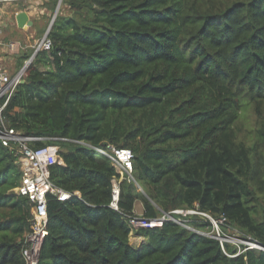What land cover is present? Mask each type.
Listing matches in <instances>:
<instances>
[{"label":"trees","instance_id":"trees-1","mask_svg":"<svg viewBox=\"0 0 264 264\" xmlns=\"http://www.w3.org/2000/svg\"><path fill=\"white\" fill-rule=\"evenodd\" d=\"M61 5L51 49L35 54L4 112L23 134L55 137L32 146L58 145L50 180L70 193L47 195L38 264H264V250L230 257L216 239L171 221L140 228L136 248L127 218L137 199L146 218L198 206L264 246V0ZM250 105L263 120L246 146L234 125ZM108 144L132 150L144 192L123 179L117 209L114 166L89 146ZM20 176L0 143V264H24L32 212L13 191Z\"/></svg>","mask_w":264,"mask_h":264},{"label":"built area","instance_id":"built-area-1","mask_svg":"<svg viewBox=\"0 0 264 264\" xmlns=\"http://www.w3.org/2000/svg\"><path fill=\"white\" fill-rule=\"evenodd\" d=\"M20 1L23 0H0V48L9 51L16 49L19 43L9 41L6 46L3 43L2 35L6 21L4 6ZM51 47L52 41L45 32L32 45L33 54L35 55L40 50H50ZM24 72L21 68L10 72L0 54V143L12 150L16 156L21 176L19 185L13 191L28 201L32 212L30 230L25 234L20 249L21 256L24 264H38L40 247L48 234L47 195L53 194L58 200L63 201L70 197V193L56 187L50 180V166L61 160L58 155V145L32 146L34 141L50 140L55 137L26 135L7 123L5 108L17 85L21 83ZM89 146L107 158L114 166L115 175L111 178L110 206L117 209L120 182L125 179L139 186L133 177L134 154L129 148L115 147L110 144L102 147ZM127 218L130 236L137 235L136 232L140 228L160 227L164 221H171L200 235L216 239L224 254L230 257H235L247 249L264 250V246L253 241L250 235H245L228 225L223 214L214 217L211 213L199 209L198 206L162 211L156 218H146L143 214L136 213L128 215ZM192 218L207 222V226L194 227L190 223ZM226 245L232 247L231 252L226 249Z\"/></svg>","mask_w":264,"mask_h":264},{"label":"rangeland","instance_id":"rangeland-1","mask_svg":"<svg viewBox=\"0 0 264 264\" xmlns=\"http://www.w3.org/2000/svg\"><path fill=\"white\" fill-rule=\"evenodd\" d=\"M49 1L50 0H44L42 4L38 3L37 5L35 0H23L20 2L8 3L5 5V9H7L6 11H8V13L10 14L9 18L12 21H8V20L5 21V26L3 29V43L6 46L7 43L10 41L9 39H13L15 42L19 43V46L13 51L6 50L5 48L3 49L0 48L1 50L0 53L3 56V60H4L3 62L6 66H10L18 70L23 66L25 61L28 60L31 55H33L34 50L32 48V45L39 37H41L46 32V29L51 20L54 8L56 6L55 5L53 7L52 5L53 0H51L50 3ZM57 1L58 0H56V3ZM30 5L33 6L36 10V14L34 15L32 14L34 17H36V15L37 16L40 15L39 7H43V8L46 7L47 9H49V12L47 13V15H43L45 16V22L43 26L38 30L35 29V31L33 32V38L27 39L26 36H21L22 30L17 28L16 22L14 21L13 17H14V12H16L18 9H24L26 7H29ZM62 10H63V5H61L60 3L57 14ZM63 11L66 12V10H63ZM25 54H28V56L27 57L23 56ZM33 61H34V57L32 58L31 63H33ZM37 65L39 69H42V70L45 69L43 64L39 63ZM261 120H263V118H260L256 115L253 105L245 107L244 110L240 111V116L234 125L235 126L234 132L236 135V140L238 142H242L246 146L253 145L256 142L257 129L261 127V123H262ZM138 189H139V192L142 195H144V192L142 188L140 187V185ZM137 200H138L137 204L135 205L138 206L141 200L140 199H137ZM137 238H138L137 235L130 236V241L132 242V244L133 242L137 240Z\"/></svg>","mask_w":264,"mask_h":264},{"label":"crops","instance_id":"crops-1","mask_svg":"<svg viewBox=\"0 0 264 264\" xmlns=\"http://www.w3.org/2000/svg\"><path fill=\"white\" fill-rule=\"evenodd\" d=\"M44 0H35V2L37 3V5H38V3L39 4H42V2H43ZM4 9H5V6H4ZM7 9H5V14H7V15H5L6 16V21L8 20V21H12V20H10V14L8 13V11H6ZM20 10H24V11H26L27 12V14H28V16H29V18L32 20V24L30 25V26H27L26 28H20V27H18L17 26V28H19V29H21L22 30V32H21V36H26V38L27 39H30V38H33V32L35 31V29L36 30H38V29H40L42 26H43V24H44V22H45V16H43V15H47V13L49 12V9H47L46 7L45 8H43V7H39V10H40V15H36V17H34L33 15L34 14H36V10H35V8L33 7V6H29V7H26V8H24V9H18L16 12H14V16H15V14L18 12V11H20ZM33 14V15H32ZM14 18V17H13ZM14 21H15V19H14ZM2 37H3V35H2ZM10 41H14L13 39H9ZM26 44V43H25ZM27 45V44H26ZM24 47H25V45H24ZM1 49H3V48H1ZM1 51V50H0ZM1 54V53H0ZM2 55V54H1ZM2 60H3V56H2ZM4 61V60H3ZM7 68L9 69V71L10 72H13V71H15L16 69H14L13 67H10V66H7ZM137 201L138 200H136L135 202H134V208H133V211H134V213H136V214H142L143 213V206H142V203L140 202V204L137 206V205H135V204H137ZM137 240L135 241V242H133V244H132V242L130 241V243L134 246V247H140L143 243H145V238L143 237V236H140V235H138L137 234ZM130 239V238H129Z\"/></svg>","mask_w":264,"mask_h":264},{"label":"water","instance_id":"water-1","mask_svg":"<svg viewBox=\"0 0 264 264\" xmlns=\"http://www.w3.org/2000/svg\"><path fill=\"white\" fill-rule=\"evenodd\" d=\"M60 3H61V0H58L57 3H56V6L54 8V11H53V14H52V17H51V20L48 24V27L46 29V33L49 32L52 24H53V21L57 15V12L59 10V6H60ZM14 19H15V22H16V25L20 28H26L27 26H30L32 24V20L29 18L28 14L26 11L24 10H20L18 11L15 16H14ZM34 57V54L30 56V58L28 60L25 61V63L23 64V66L21 67V70L25 71L26 68L28 67V65L31 63V60L32 58ZM23 78L21 79V82H23ZM139 187V186H138Z\"/></svg>","mask_w":264,"mask_h":264}]
</instances>
